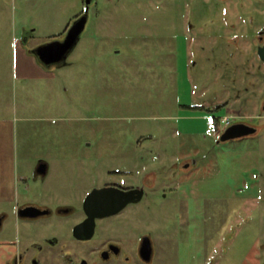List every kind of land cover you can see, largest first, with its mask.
Instances as JSON below:
<instances>
[{
    "label": "rangeland",
    "instance_id": "obj_1",
    "mask_svg": "<svg viewBox=\"0 0 264 264\" xmlns=\"http://www.w3.org/2000/svg\"><path fill=\"white\" fill-rule=\"evenodd\" d=\"M85 8V0H0V155L29 179L19 201H46L54 190L81 198L108 168L137 174L144 157L158 174L156 195L164 192V207L157 199L147 212L150 225L168 235L175 225H199L200 238L232 225L230 252L218 249L215 258L261 264L264 195L254 191L264 189V130L217 145L211 124L220 112L191 96L200 60L187 55L182 35L198 27L202 2L94 0L66 65L51 79L16 77L15 39L31 34L30 50L58 40ZM42 151L51 166L45 181L35 177ZM13 208L0 197V212ZM166 260L186 262L172 253Z\"/></svg>",
    "mask_w": 264,
    "mask_h": 264
},
{
    "label": "flooded vegetation",
    "instance_id": "obj_2",
    "mask_svg": "<svg viewBox=\"0 0 264 264\" xmlns=\"http://www.w3.org/2000/svg\"><path fill=\"white\" fill-rule=\"evenodd\" d=\"M198 1L202 2L199 25H192L182 35L187 55L200 60L195 61L199 67L190 86L191 96L213 102L210 107L198 106L220 112L213 115L211 124L217 145L260 137L264 130V0ZM30 35L27 33L22 42L27 44ZM38 47H32V52ZM143 158L137 174L108 168L104 179L93 182L81 198L61 197L54 190L46 201L30 200V195H25V201L20 202L19 195L12 215L7 210L0 212V250L4 256L0 264H169L166 259L170 253L187 264H221L215 257L218 249L230 252L232 225L218 232L209 228L208 238L197 235L199 225H175L170 235L164 233V225H150L147 212L156 206L151 203L157 199L164 207V192L161 198L156 195L158 174L151 159ZM89 161L83 165L92 175L95 165ZM40 162L47 164V171L40 174L37 165L35 177L45 181L51 166ZM21 183L29 187L28 178ZM158 186L164 188V175ZM99 189L108 192L90 197ZM118 189H138L135 196L140 198L109 213L122 201ZM254 193L264 195V189L259 187ZM53 217L56 221H51ZM176 229L177 239L171 234Z\"/></svg>",
    "mask_w": 264,
    "mask_h": 264
},
{
    "label": "crops",
    "instance_id": "obj_3",
    "mask_svg": "<svg viewBox=\"0 0 264 264\" xmlns=\"http://www.w3.org/2000/svg\"><path fill=\"white\" fill-rule=\"evenodd\" d=\"M70 21L66 24L63 30L66 29ZM20 42L21 43L18 42L17 38L15 39L14 71L16 77H20L21 79L30 78L38 81L43 79H51L54 76L53 72L54 70H56V68L66 65V62L61 65L43 64L32 52V50L26 47L25 42H22V40ZM43 153L40 152L37 155V159H40L39 161L50 163L48 159H46L47 152ZM3 158L4 157L0 155V197H6L11 201L13 200L14 206H16L18 204V197L22 190L25 188V186L21 183L22 178H25V176L19 175L17 167L11 165L9 156L5 157L4 161ZM5 162L7 163L4 164Z\"/></svg>",
    "mask_w": 264,
    "mask_h": 264
},
{
    "label": "water",
    "instance_id": "obj_4",
    "mask_svg": "<svg viewBox=\"0 0 264 264\" xmlns=\"http://www.w3.org/2000/svg\"><path fill=\"white\" fill-rule=\"evenodd\" d=\"M93 1L94 0H85L86 8L84 10V13L72 22L63 40L58 39V40L51 41L49 43L39 46L37 50L33 51V53L38 57V59L43 64H47V65L55 64L56 58L58 60L66 59V57L72 51V49L76 46L82 33L84 32V29L88 22L89 7ZM240 134L241 133H239L238 135ZM37 169L39 170L38 172L40 174H44L47 171V164H43L40 162L38 164ZM117 191H118V194L121 196L122 201L120 205L116 207V209L109 211V213L118 211L124 206V204H126L127 202L135 198H140L139 197L140 195L135 196V194L139 191L138 189H133L130 191H124V190L118 189ZM106 192H108L107 189L94 190L90 194V197H94L100 193H106ZM29 208L35 210V212H39L37 211L38 209L35 207H29Z\"/></svg>",
    "mask_w": 264,
    "mask_h": 264
},
{
    "label": "trees",
    "instance_id": "obj_5",
    "mask_svg": "<svg viewBox=\"0 0 264 264\" xmlns=\"http://www.w3.org/2000/svg\"><path fill=\"white\" fill-rule=\"evenodd\" d=\"M83 13H84V10H83L80 14L76 15V16H75V19H77L78 17H80ZM75 19H74V20H75ZM71 24H72V22H70V23L67 25L66 29H65L63 32H61L57 37H59V38L63 37V36L66 34V32L68 31V29H69V27L71 26Z\"/></svg>",
    "mask_w": 264,
    "mask_h": 264
},
{
    "label": "built area",
    "instance_id": "obj_6",
    "mask_svg": "<svg viewBox=\"0 0 264 264\" xmlns=\"http://www.w3.org/2000/svg\"><path fill=\"white\" fill-rule=\"evenodd\" d=\"M226 120H227L226 118H223V120H222V121H223V122H226Z\"/></svg>",
    "mask_w": 264,
    "mask_h": 264
}]
</instances>
